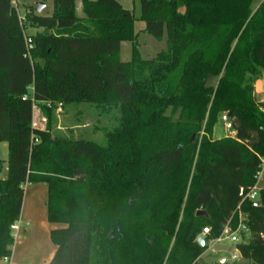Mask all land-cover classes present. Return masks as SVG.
Here are the masks:
<instances>
[{
  "label": "trees",
  "instance_id": "trees-1",
  "mask_svg": "<svg viewBox=\"0 0 264 264\" xmlns=\"http://www.w3.org/2000/svg\"><path fill=\"white\" fill-rule=\"evenodd\" d=\"M53 1L52 15L28 7L21 24L13 0H0V264L28 184L47 186L48 220L66 226L51 233L50 264H202L227 228L245 263L214 264H264V185L243 201L264 159V0H141L145 32L167 35L153 59L117 0H81L83 16L77 0ZM30 28L42 32L25 57ZM81 104L118 111L105 144L54 136L57 110ZM34 107L46 129L34 127ZM223 116L235 136L215 139Z\"/></svg>",
  "mask_w": 264,
  "mask_h": 264
},
{
  "label": "rangeland",
  "instance_id": "rangeland-1",
  "mask_svg": "<svg viewBox=\"0 0 264 264\" xmlns=\"http://www.w3.org/2000/svg\"><path fill=\"white\" fill-rule=\"evenodd\" d=\"M14 6L18 12L19 21L25 17V9L30 7L37 9L39 5H44L41 12L43 16H50L53 13V0H13ZM124 9L132 12L138 19L135 25L138 34V43L141 55L144 59H153L159 53L166 51L168 48L167 35L161 40H156L145 32V23L140 21L141 17V0H117ZM261 0H257L254 8H257ZM77 12L79 16H83L81 9V0H77ZM25 22V21H24ZM23 22V23H24ZM38 32L36 29H28L25 31V37L34 36ZM120 59L122 62H129L132 59L131 43H123L121 45ZM259 81L264 82V76ZM256 85V84H255ZM41 118H45L41 111L34 109V123L38 129H46L47 123H41ZM47 120V119H46ZM119 125V113L113 111L103 113L101 109L94 105H69L65 109L59 108L52 122L53 134L56 137L82 139L93 141L99 144L106 143V135L114 131ZM232 132L224 127L221 120L215 128L214 138L223 139L231 137ZM4 148V154L9 157L8 144L0 143ZM4 146V147H3ZM1 155V153H0ZM264 185V170L260 179V186ZM48 200V199H47ZM32 230L27 234L21 235V238L15 239L13 249L15 264H50L55 257L57 248L51 241V233L56 230L64 229L66 226L58 223H50L48 214H43L38 219H33ZM237 255L236 261L232 259ZM226 259L228 263H245L239 254L237 244L233 243L227 236H224L220 242L213 241L208 244V250L200 258L202 264H212Z\"/></svg>",
  "mask_w": 264,
  "mask_h": 264
},
{
  "label": "crops",
  "instance_id": "crops-1",
  "mask_svg": "<svg viewBox=\"0 0 264 264\" xmlns=\"http://www.w3.org/2000/svg\"><path fill=\"white\" fill-rule=\"evenodd\" d=\"M14 3V1H13ZM37 32H42V30H36ZM140 50V49H139ZM141 53V52H140ZM255 97L259 103L264 104V82L258 81L255 85ZM235 134L232 133L231 137H234ZM1 145V144H0ZM4 147V146H3ZM0 179L5 180L8 178L9 169H8V159L7 153L4 154V148L0 151ZM25 197L23 202V209L20 220L18 222L19 230L16 234H14L15 239H20L21 235L27 234L28 231L32 228V221L33 219H38L43 214H47V199H48V188L44 184H37V185H26L25 188ZM231 231V230H230ZM232 233V232H231ZM230 233V234H231ZM225 236H227L225 234ZM14 249V247H13ZM14 252V251H13ZM13 262H14V253H13ZM222 261L227 262L226 259H221L218 261L221 263ZM200 262V259H199ZM215 262V263H218ZM214 264V263H212Z\"/></svg>",
  "mask_w": 264,
  "mask_h": 264
},
{
  "label": "built area",
  "instance_id": "built-area-1",
  "mask_svg": "<svg viewBox=\"0 0 264 264\" xmlns=\"http://www.w3.org/2000/svg\"><path fill=\"white\" fill-rule=\"evenodd\" d=\"M24 21H25L24 19H21V24H23ZM25 42H26V47H27V55H25V57H30V51L33 49V43H32V40H31L30 37H25ZM35 108L36 107H34V109ZM222 121H223L224 127L226 129H228V130H231L232 129V124L229 121V119L227 118V116H223L222 117ZM41 123H45L46 124L47 123L46 118H41ZM33 125H34L35 128H37L35 126V123ZM36 142H38V141L36 140ZM263 170H264V159L262 160V171L257 175V184L251 189V191L249 192V194L244 197V200L243 201H245L246 199L251 200V201H256L258 199L259 192H260L261 188L263 187V186L262 187L260 186V179H261V175L263 173ZM241 219H242V216H241ZM12 230H13V235L17 233V231L19 230L18 223H16L12 227ZM239 231H241V232H248L249 230H248V228L245 225H242L241 224L240 227H239ZM230 233H231L230 229L227 228L225 230V232L223 233V235L219 239H217L215 241L220 242L223 239V237L225 236V234H226L227 235V239H230L233 243H236V244L239 243L240 240H239L238 233H231V234ZM209 234H210V230L209 229H204L203 235L207 236ZM12 256L11 257L4 258L2 260V264H15L13 262ZM237 258H238L237 255H235V256L232 257V259L234 261H236Z\"/></svg>",
  "mask_w": 264,
  "mask_h": 264
},
{
  "label": "water",
  "instance_id": "water-1",
  "mask_svg": "<svg viewBox=\"0 0 264 264\" xmlns=\"http://www.w3.org/2000/svg\"><path fill=\"white\" fill-rule=\"evenodd\" d=\"M43 8H44V5H39V7H38V9H37V13H38V14H41ZM257 205H258V203H257ZM197 216H199V217H202V216H204V217H208L207 213L204 212V211H199V212L197 213ZM206 241H207V236L202 235V236L199 237V239H198L197 242H198V244H199L201 247H205V245H206ZM221 263H225V261H222Z\"/></svg>",
  "mask_w": 264,
  "mask_h": 264
}]
</instances>
